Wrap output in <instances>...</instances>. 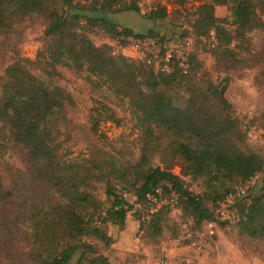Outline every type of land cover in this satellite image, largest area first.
I'll return each mask as SVG.
<instances>
[{
    "label": "trees",
    "instance_id": "1",
    "mask_svg": "<svg viewBox=\"0 0 264 264\" xmlns=\"http://www.w3.org/2000/svg\"><path fill=\"white\" fill-rule=\"evenodd\" d=\"M123 2L91 0L79 7L73 0H0L1 33L31 14L45 20L46 43L35 60L42 72L53 76L57 65H65L85 72L90 81L93 76L95 85L106 83L127 99L138 129L139 156L133 163L118 161L97 148L74 153L61 130L64 105L73 104L70 93L36 77L26 68L31 62L26 58L19 57L4 68L0 74V156L10 144L24 155L29 178L25 191L30 202L24 219L33 264H69L78 251L75 264H113L85 238L110 246L113 239L108 226L122 229L126 214L134 209L124 194H131L133 202H144L159 185L164 194L169 192L165 184L169 185L176 194L175 210L189 214L197 224L216 221L217 203L264 166V159L247 146L243 122L224 95L227 83L197 79L200 64L192 53L187 74L177 69L159 72L152 65L113 53L108 44L95 45L80 28L84 21L110 37L150 34L163 40L151 30L133 33L99 13L118 11L113 7ZM224 4H229V19L214 14V7ZM121 9L140 13L137 0H126ZM143 15L161 19L166 10L159 5ZM193 15L191 32L205 35L213 31L216 44L211 51L235 57L231 43L235 46L247 32L264 26L260 18L264 17V0H202ZM180 83L188 93L182 107L170 93ZM153 156L158 158L157 164L151 162ZM16 176L22 179L19 171ZM183 176L201 181L203 189L192 192ZM98 186L109 198L106 208L95 195ZM10 196L0 176V203H7ZM233 204L239 233L264 241V188ZM133 211L138 237L151 238L161 233L162 216L170 208L162 204L146 223Z\"/></svg>",
    "mask_w": 264,
    "mask_h": 264
},
{
    "label": "rangeland",
    "instance_id": "2",
    "mask_svg": "<svg viewBox=\"0 0 264 264\" xmlns=\"http://www.w3.org/2000/svg\"><path fill=\"white\" fill-rule=\"evenodd\" d=\"M201 1L137 0L140 8V13H137L121 9L126 3L124 0L121 5L116 4L113 7L118 11L110 9L101 10L99 13L136 34L151 30L170 45L177 44L181 38L190 34L191 53L200 64L197 79L214 84L224 81L227 83L224 95L237 117L257 124L262 131L257 140L246 138V144L264 159V26L247 32L242 40L235 42V46L231 43L229 48L233 49L235 57L215 54L211 51L216 44L210 38L213 31L205 35H194L191 32L193 13ZM82 2L73 0L79 7L85 6ZM158 4L166 10L164 18L150 19L143 15L155 10ZM82 12L86 10L82 9ZM214 14L219 18L229 19V4L216 5ZM260 18L264 19L262 16ZM226 26L233 28L229 23ZM44 27L45 20L31 14L18 20L9 31L0 32V74L19 57L30 60L26 68L31 73L50 86L62 87L73 99V104L64 105L61 130L68 136L66 144L74 153L97 148L118 161L135 162L139 156L138 129L127 99L115 94L106 83L95 85L93 82H97L96 78L91 76L90 81L85 72H76L65 65H57L56 75L53 76L42 72L35 60L36 54L46 43ZM80 28L95 45L107 44L106 34L99 28L88 26L84 21ZM184 82L186 81L183 80L182 83ZM170 93L177 106L185 105L188 93L183 84H174ZM151 162L157 164L158 158L153 156ZM17 171L22 179L16 176ZM173 171L178 173L179 168L173 167ZM0 176L3 186L11 192L8 202L0 203V264H33L30 258V231L24 219L30 204L29 194L25 191L29 178L24 155L15 144H10L0 156ZM182 179L192 192L197 193L203 189L199 180H192L188 176H183ZM259 188H264V166L250 179L244 195H250ZM95 195L103 201V208H106L109 198L104 195L101 186L96 188ZM124 197L133 202L131 194L127 193ZM133 210L126 214L125 227L122 230L116 225L108 226L112 236L116 237L120 230L118 244L125 250L121 255V263L130 261L126 264H154L165 255V250H162L165 247L176 253L175 256L181 254L178 258L182 256V260L178 264H195L198 260L200 264H264V241L239 233L236 221L217 219L212 225L208 222L197 224L189 214L174 210L162 216L163 228L160 234L143 239L138 237ZM180 221L189 222L191 239L179 235L177 223ZM85 239L99 253L114 251L97 239ZM192 242L194 245L186 249L185 246ZM78 254L79 251L72 256L69 264H75ZM147 256L149 261L144 260Z\"/></svg>",
    "mask_w": 264,
    "mask_h": 264
},
{
    "label": "built area",
    "instance_id": "3",
    "mask_svg": "<svg viewBox=\"0 0 264 264\" xmlns=\"http://www.w3.org/2000/svg\"><path fill=\"white\" fill-rule=\"evenodd\" d=\"M82 1V3L91 2V0ZM210 38L213 42H216V38L212 32ZM106 41L113 48V53H118L129 59L152 65L155 71L170 73L172 70L177 69L181 74H187L190 70L188 59L192 46V38L190 35L184 36L177 44L173 45L167 44L164 40L150 34L142 36L127 34L116 37H110L106 34ZM240 120L243 122V128L248 139L253 141L260 138L262 131L257 124L244 119ZM249 184L250 180H247L244 183L235 185L233 190L228 192L223 200L217 203V219L231 222L237 221L236 207L233 203L236 199L246 196L244 194L247 192ZM165 185L169 189L167 194L163 193L162 187L159 185L153 192L146 195L144 202H132L140 222H148L162 204L167 203L170 212L176 209V194L170 190L168 184ZM208 223L212 225L214 221ZM177 226L181 237L185 239L192 238V230L189 222L180 221L177 223ZM193 245L194 243L192 242L191 245L185 247L189 249ZM154 264H168L166 256H162Z\"/></svg>",
    "mask_w": 264,
    "mask_h": 264
},
{
    "label": "crops",
    "instance_id": "4",
    "mask_svg": "<svg viewBox=\"0 0 264 264\" xmlns=\"http://www.w3.org/2000/svg\"><path fill=\"white\" fill-rule=\"evenodd\" d=\"M125 221H126V219H125ZM125 221H124V227H125ZM136 222H137V228H138V221L136 220ZM124 227H123V228H124ZM123 228H122V229H123ZM108 229H109V228H108ZM122 229H120V230H122ZM120 230L118 231L116 237L111 235V233H110V229L108 230V234H109V235L112 237V239H113L112 243L110 244V248H109V249H113L114 251L111 252V250H110L111 253H108V252H107L105 255L108 256L109 260H110L113 264H116V263H118V264H126V263H130V261H127V262H124V261H123V262L121 263V261L123 260V258L121 257V255H122V252H124L125 250L122 249V248H120V243L118 244V239L120 240V238H121V237L118 238V236H120V233H119ZM143 239H145V238H143ZM111 247H112V248H111ZM163 249L165 250V251H164V254H165L166 258H167V262H168V264H178V262H179L180 260H182V256H181L180 258H178V255H181V254H178L177 256H175L176 253H173L170 249L168 250V249H166L165 247H163L162 250H163ZM146 253H147V252H146ZM161 253H163V251H162ZM183 259H184V258H183ZM144 260H145V261H149V257L147 256V258H145ZM153 263H154V262H153ZM195 264H200V263H199V260H198V262L196 261Z\"/></svg>",
    "mask_w": 264,
    "mask_h": 264
}]
</instances>
